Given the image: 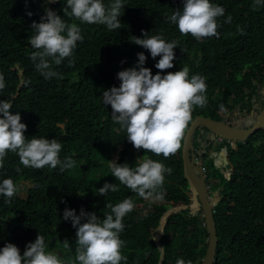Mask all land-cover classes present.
<instances>
[{"label": "trees", "instance_id": "16d2710c", "mask_svg": "<svg viewBox=\"0 0 264 264\" xmlns=\"http://www.w3.org/2000/svg\"><path fill=\"white\" fill-rule=\"evenodd\" d=\"M44 1L0 0V10L9 11L0 18V83L15 94L17 64L29 70L22 81L31 80L15 107L4 111L0 105V133L13 145L0 161V251L19 247L38 227L51 247H62L63 256H48L51 264H160L153 238L157 216H143L144 193L175 189L178 180L187 189L182 145L189 124L196 116L220 119L217 109H234L226 101V81L212 104L206 94H195L199 83L192 84L217 67L224 37L244 52L253 71L264 69V0H105L91 13L86 1L78 23L84 39L53 58L42 42L53 17ZM211 18L222 26L217 38ZM31 37L38 44L29 51ZM155 37L163 47L152 51ZM131 43L151 56V67L111 88L110 70L133 54ZM216 139L205 127L193 137L209 181L226 187L216 215L221 240L215 264H264V130L229 144V165L213 174L209 154ZM149 173L162 178L148 180ZM21 180L38 184L29 203L16 195L14 184ZM178 217L192 229L182 224L178 239L190 234L199 244L186 242L177 255L207 248L210 231L200 217ZM165 241L169 264L173 245Z\"/></svg>", "mask_w": 264, "mask_h": 264}, {"label": "clouds", "instance_id": "9594fccd", "mask_svg": "<svg viewBox=\"0 0 264 264\" xmlns=\"http://www.w3.org/2000/svg\"><path fill=\"white\" fill-rule=\"evenodd\" d=\"M17 1L18 0H16V2ZM86 1L88 2V6L85 9L87 13H91L94 9L103 8L105 2V0L44 1V5L47 7L48 12L53 14L51 29L45 30L47 38L45 41H42L46 47L47 45H49V56L51 58L55 57L56 55L66 54L73 47H75L76 42L84 39V36L79 34L78 23L82 21L83 4ZM8 12L9 11L0 10V18H3L4 15ZM101 21L102 18H100L99 22L101 23ZM210 21L212 22V29L214 28V30L216 31L214 38H217L218 31H221L222 26L218 25L216 19L214 18H211ZM242 24H240V26ZM39 27L40 25H37L36 28ZM159 39V37H155V43L153 44L152 51H157L158 49H161L163 47L162 45L158 44ZM37 44V38L31 37L28 41L27 49L30 51L32 47L36 46ZM130 45L134 48L133 54L130 57L123 58L116 67L110 70L111 77L114 78V80L110 77L108 79L111 88L120 86L121 82L124 80L130 81L133 77H135V75L147 71L151 67V63L149 62V58L151 56L139 53L132 43ZM14 69L19 73V79L15 94L12 91L10 93L8 92L9 85H7V83H0V105L4 108V111L6 108L15 107L14 101L18 100L21 97V93L23 91H26L24 87H28L29 82L31 81H22V72L26 73V75H28L29 73V70L27 68H24L23 65L17 64ZM213 70L214 71L210 72L209 74H202L199 81H193L192 84L199 83V87L195 89V94H199L201 92L206 94L208 92V89L213 88V84L216 85L218 91L221 92V87L223 88L226 81V83H228V85L230 86V88H228L226 91V93L228 94L226 96V101L228 105L234 107V109L226 108V112L217 109V112L221 117L220 119L204 115H199L196 117L211 118L215 121L223 123L225 126H230L234 129L248 130L253 128L259 117L264 114V69L261 73H259L258 70L253 71L249 65L245 64L244 52L236 50L235 44L228 35L225 36L222 41L221 56L218 60L217 67H215ZM190 73L192 76L194 71H190ZM186 76L187 75L182 72V78H186ZM108 88L109 87H107L106 85L105 87H103V98L108 97ZM182 95L184 94L182 93L181 96ZM35 100L38 104L41 100V95L36 96ZM243 106H246V108H242ZM194 119L191 121V123L194 121ZM191 123L189 124V127ZM61 125L64 127L65 124L61 123ZM201 127L197 129H200ZM209 130L217 136V139L214 142V146L211 148L209 154V159L213 160L215 163V169H212L213 174H216L219 171L218 169H224L230 163V148L228 147V145L239 140H229L219 136L213 130ZM262 130H264V128L257 130L246 140L241 141L247 142L252 136H255ZM12 149L13 145L11 144L9 136L7 134L0 133V161H5L6 157L10 155ZM196 152L197 147L194 144V154L192 155L190 151L189 157L193 162L197 179H200L204 184L208 198L213 205V211L218 226L216 215L218 213V207L225 199L226 187L224 185L218 187L215 186L213 184L214 178L209 181L210 170L205 164L201 163L200 155H197ZM200 168H202V170H200ZM165 177H169V175L165 174ZM160 178H162L160 174H148V180H155ZM145 180H147L146 174ZM153 184L155 187H160L159 180L154 181ZM176 185V188H173L172 190L171 187H167L161 188L152 193H148L147 191H145L143 196L145 201L148 203L143 216H148L150 214H154L155 216H157L155 220H157L158 226L156 227L153 238L156 241V246L160 249L161 252L160 264H165L167 256V246L165 244V239L167 240L168 246H171V243L173 245V257L175 259L173 261H170L169 264H194V260H199L197 264H215L218 257L221 240L219 226V242L214 258L211 261L209 258V250L211 247V231L204 211V205L200 197L195 196L193 191L190 190L189 184L187 189L183 187L182 181L178 180V183ZM14 186L16 187V195L19 200L21 202L29 203L33 198L32 192L37 189L38 184L32 180H21L15 182ZM148 186L150 185L147 182L146 187ZM1 193L5 195V191H3L0 187V194ZM185 214L191 216L189 222H194L196 218L200 217L204 228H207V230L209 229L210 231V241L208 242L207 248L201 245L200 250L194 252V256L177 255L182 252V250H180V246L185 244L186 242H188L190 247L199 244L196 241L190 239L192 238L190 234L187 235L190 238L178 239L180 237L181 230H183L181 228L182 224H184L185 228H187V231L192 230L183 219L178 217L179 215L185 216ZM178 220L181 221V223H178ZM27 221H29L28 218ZM73 225V228L75 229L80 228V223H76ZM70 226H72L71 223ZM54 230H58V228H55ZM46 235L47 234H45L42 229L34 227L31 234H29L27 237L23 236V242L19 247L13 250H7L8 246H4L6 248L0 251V264H43L44 260H47L46 262H48V264H51V260L48 259V256L52 253H57L60 256H63V253L61 252L62 247H51V244L46 239ZM66 235L69 236L70 233L68 232ZM56 240L57 236H54L53 243H55ZM43 243H46V246H43ZM90 248L93 249L92 246H90ZM30 256L31 258H28ZM41 256L44 257L42 258L41 262H39Z\"/></svg>", "mask_w": 264, "mask_h": 264}, {"label": "water", "instance_id": "95a60500", "mask_svg": "<svg viewBox=\"0 0 264 264\" xmlns=\"http://www.w3.org/2000/svg\"><path fill=\"white\" fill-rule=\"evenodd\" d=\"M201 126H205L216 132L219 136L229 140H246L248 137L253 135L257 130L264 128V114H262L259 117L258 121L255 123L253 128L248 130L234 129L230 126H225L223 123L215 121L211 118L196 117L186 132L183 148H182L184 175L186 180L188 181L190 190L193 191L195 196L200 197L204 205V211L211 231V247L209 250V258L212 261L216 253L217 245L219 242L218 226L213 211V205L210 199L208 198L204 184L200 179H197L193 162L189 157L190 151L192 155L194 154V144H193L194 133L196 129ZM200 170H202V168H200Z\"/></svg>", "mask_w": 264, "mask_h": 264}, {"label": "rangeland", "instance_id": "374dc122", "mask_svg": "<svg viewBox=\"0 0 264 264\" xmlns=\"http://www.w3.org/2000/svg\"><path fill=\"white\" fill-rule=\"evenodd\" d=\"M220 91H218V89L217 88H210V89H208V92L206 93V97H205V99H206V101L210 104H212V102L213 101H216V100H218V97H219V95H220ZM220 110H222V111H227V109L226 108H220ZM233 120H234V117H233ZM236 124V123H235ZM43 246H46V243H43ZM28 258H31V256L30 257H28Z\"/></svg>", "mask_w": 264, "mask_h": 264}]
</instances>
